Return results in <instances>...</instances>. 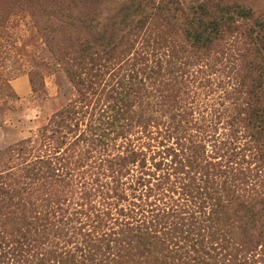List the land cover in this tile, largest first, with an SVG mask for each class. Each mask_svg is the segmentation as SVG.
<instances>
[{
  "label": "rangeland",
  "instance_id": "rangeland-1",
  "mask_svg": "<svg viewBox=\"0 0 264 264\" xmlns=\"http://www.w3.org/2000/svg\"><path fill=\"white\" fill-rule=\"evenodd\" d=\"M244 1L264 11V0ZM25 2L0 0V16L7 4ZM38 31L28 14L18 12L0 28V152L21 146L34 150L49 161L54 174L26 180L21 170L28 154L0 157L6 183L11 178L9 187L20 189L14 201L19 206L10 208L15 214L0 227L13 233L3 232L7 244L0 250V264H91L92 260L108 264L107 259L119 264L114 257L119 250V221L131 217L135 225L148 227L153 216L163 211L170 218L184 216L186 262L194 263L195 256L207 258L199 234L204 233L207 220L215 219L217 201L227 200L222 185L231 187L234 198L248 203L264 199V145L250 132L241 133L243 140L234 132L238 140L230 149L232 156L217 164L222 163L229 174L213 177L216 190L199 193L184 190L181 175L174 174L173 156L175 150L181 156L187 152L188 143L184 151L179 145L181 134L191 140L190 147L194 144L211 157L220 155L217 148L225 145L224 139L234 130L225 128L232 109H227L230 101L224 95L237 72L240 39L229 36L203 60L187 57L191 67L204 62L203 71L187 84L189 97L176 105L157 99L160 105L151 107L147 102L142 107L147 124L131 123L134 128L122 130L118 68H102L85 87L77 88L66 72L76 55L58 62L56 44L46 42ZM62 50L64 55L69 53L66 47ZM181 66L178 62L177 67ZM67 109L75 112L67 122L70 127L50 125L56 114ZM210 121L222 123L207 128ZM208 169L214 171L212 166ZM256 173L260 182H255ZM235 203L231 214L236 212ZM23 220L37 224H16ZM232 226L235 235L227 240L221 236L217 249L211 251L213 261L264 264V241L242 243L234 220ZM18 228L24 238L14 233ZM208 232L212 235L213 229ZM205 240L211 242L213 237Z\"/></svg>",
  "mask_w": 264,
  "mask_h": 264
},
{
  "label": "trees",
  "instance_id": "trees-1",
  "mask_svg": "<svg viewBox=\"0 0 264 264\" xmlns=\"http://www.w3.org/2000/svg\"><path fill=\"white\" fill-rule=\"evenodd\" d=\"M26 1L24 4L10 3L1 9L0 28L6 27L17 12L28 14L46 42L51 40L56 44L54 54L58 62L65 63L67 55H76L66 72L77 88L85 87L87 80L96 77L102 68L112 71L118 68L119 129L122 130L134 128L135 125L131 126V123L138 124V127L147 124L142 108L147 102V106L151 107L160 105L157 99L176 105L189 97L187 84L203 71L204 62L191 67L187 57L203 60L229 36L240 39L242 47L237 55V72L224 95L230 101L227 109H232L225 118V128L234 130L230 131L228 139H224L225 145L223 143L217 148L220 155H206L205 151L194 148V144L190 147L192 143L189 138L182 134L179 136L181 149L185 148L186 143L188 145L185 148L187 152L182 156L180 152H174V174L181 175L187 193L217 189L213 177L229 174L222 163L217 164L232 156L233 150L230 149H233L238 136L243 140L241 133L250 132L256 142L264 145V11H256L244 0ZM63 47L69 53L64 55ZM178 62L182 64L181 67H177ZM73 113L67 109L56 114L50 125L70 127L67 122L73 118ZM218 116L220 120L221 114ZM213 123L218 126L222 122L210 121L207 128ZM234 132L240 134L237 136ZM13 152L28 154L21 170L26 180L54 174L48 160L22 146L0 152V157ZM216 159V163L208 161ZM210 166L214 168L213 172L209 171ZM253 177L255 182H260L257 173ZM5 178L1 172L0 227L15 214L10 208L19 206L14 201L20 189L9 187L11 178L9 185ZM221 189L227 200L223 203L217 201L215 219L207 220L209 224L205 226L204 233L199 234L202 236L201 251L207 258L195 256L191 264H216L211 251L217 249L221 236L227 240L235 235L233 226L230 227L233 220L240 231L236 237L240 236L242 243L256 245L264 241V209L260 207L264 205V199L258 198L248 203L236 196L235 199L230 186L223 184ZM234 201L236 212L231 214ZM23 223L29 227L37 224L36 221L27 223L25 220L16 224ZM148 224V227L135 225L131 217L119 221V250L114 256L119 258V264H188L184 216L175 214L170 218L166 211L158 212ZM209 228L213 229L212 235L206 233ZM3 232L13 235L9 231H0V250L7 244V235ZM14 233L25 237L22 229L18 228ZM207 237H213V241H206ZM112 262H115L114 259L106 261L108 264ZM91 264L99 263L92 260Z\"/></svg>",
  "mask_w": 264,
  "mask_h": 264
}]
</instances>
